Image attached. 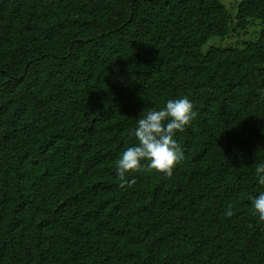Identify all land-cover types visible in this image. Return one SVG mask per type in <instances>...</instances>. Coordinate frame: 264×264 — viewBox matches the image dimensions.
<instances>
[{"label":"trees","instance_id":"obj_1","mask_svg":"<svg viewBox=\"0 0 264 264\" xmlns=\"http://www.w3.org/2000/svg\"><path fill=\"white\" fill-rule=\"evenodd\" d=\"M184 96L185 159L122 182L136 119ZM262 129L264 0H0V264H264Z\"/></svg>","mask_w":264,"mask_h":264},{"label":"clouds","instance_id":"obj_2","mask_svg":"<svg viewBox=\"0 0 264 264\" xmlns=\"http://www.w3.org/2000/svg\"><path fill=\"white\" fill-rule=\"evenodd\" d=\"M193 102L187 97L168 99L162 107L150 108L136 119L132 136L135 143L121 151L115 172L127 183L130 173L145 167L165 176H172L173 169L185 159L184 149L176 140L196 118ZM264 135V129L261 130ZM256 182L264 186V162L255 168ZM257 217L264 221V190L249 197Z\"/></svg>","mask_w":264,"mask_h":264},{"label":"rangeland","instance_id":"obj_3","mask_svg":"<svg viewBox=\"0 0 264 264\" xmlns=\"http://www.w3.org/2000/svg\"><path fill=\"white\" fill-rule=\"evenodd\" d=\"M222 2L227 6L228 10H230L233 18H236L238 5L241 2V0H222ZM234 21L236 20L234 19ZM262 26L263 23L260 19L251 20L248 23V25L240 29L239 32H235L234 34L224 38L221 37L212 38L205 46V49L212 44L220 47H227L229 45L242 46L244 45V43L248 41H253L257 39V37L261 32Z\"/></svg>","mask_w":264,"mask_h":264}]
</instances>
